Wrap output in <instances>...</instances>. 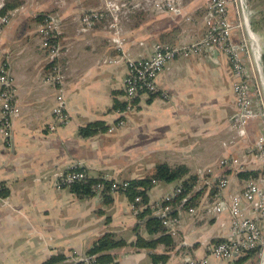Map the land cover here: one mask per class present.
<instances>
[{
    "label": "crops",
    "instance_id": "crops-1",
    "mask_svg": "<svg viewBox=\"0 0 264 264\" xmlns=\"http://www.w3.org/2000/svg\"><path fill=\"white\" fill-rule=\"evenodd\" d=\"M207 1L180 0L178 12L128 15L121 21L123 51L136 59L151 56L160 36L172 30H177L175 44L204 39ZM229 1L228 17L236 37L234 25L242 18L240 0ZM100 7L101 0H22L0 33V66L7 64L20 108L9 138L0 135V185L4 187L0 264H43L59 254L66 259L86 255L107 232L126 243L110 252L111 264H180L203 258L216 240L234 237L229 204L245 180L237 172L225 174L228 183L219 194L223 204L219 214L214 212L216 195L210 196V184L224 176L222 161L237 159L245 171L254 170L255 165L245 152L246 140L231 131L234 76L228 57L219 53L212 60L201 51L166 63L156 77L159 93L139 95L133 108L124 112L127 66L110 40L109 19L96 22L86 33L79 31L80 17ZM38 16L61 25L62 54L55 64L64 75L61 90L68 123L55 130L50 126L57 91L46 80L52 65L42 47ZM114 59V63L106 62ZM120 120L123 126L117 125ZM94 123L105 131L79 135V129ZM247 130L255 140L258 121L249 122ZM160 164L186 166L199 177L200 185H208L195 212L178 211L177 231L170 235L173 245L169 248L133 246L137 235L146 239L159 235L150 236L142 226L135 230L140 220L124 192H112L111 203L105 205L98 195L79 198L54 184L74 165L92 178L130 181L143 179ZM178 185L155 182L147 193L148 204H158ZM258 204L256 198L241 203V209L255 217ZM258 226L264 227L263 221ZM154 255L165 256V261L155 262ZM207 258L208 264H238L237 257Z\"/></svg>",
    "mask_w": 264,
    "mask_h": 264
},
{
    "label": "built area",
    "instance_id": "built-area-1",
    "mask_svg": "<svg viewBox=\"0 0 264 264\" xmlns=\"http://www.w3.org/2000/svg\"><path fill=\"white\" fill-rule=\"evenodd\" d=\"M4 1L0 0V33L8 23L13 11L3 13ZM228 0H208L207 1V36L194 43H181L167 45L156 43L153 54L144 58H131L123 51V38L121 21L123 18L136 12L169 11L178 12L180 0H101L99 9L91 10L80 17L79 31L86 33L93 28L96 22L108 18V31L111 35L112 44L122 53V59L127 66V76L124 83L125 111L133 108V103L141 94L159 93L156 85V77L166 63L180 57H191L201 51H205L212 60H215L219 53L226 55L233 72V93L235 114L231 124V131L242 140H246L245 152L251 157L255 165L253 171H260L264 168V74L261 64V53L258 45V38L250 26V15L247 1L240 0V15L234 27L236 37L233 34V26L229 22ZM238 13V12H237ZM239 14V13H238ZM236 14V15H238ZM60 21L46 17L38 27V33L42 39V47L47 51L52 65V74L46 80L56 88L55 106L52 109L53 125L51 130L68 123V116L65 110L64 94L62 85L64 75L61 68L55 64L62 54V49L58 43L60 34ZM106 62L114 63V60ZM163 97L166 98L164 95ZM20 114V108L15 98L12 82L9 79L7 64L0 66V135L9 138L12 122ZM233 117L231 119H233ZM258 121L259 134L252 140L247 130L248 123ZM122 120L118 121V126H123ZM229 164L235 172L245 171L242 163L237 159L222 161L223 166ZM236 168V169H235ZM79 165H74L72 171L62 173L55 181L58 189L68 188L75 181H85L90 176L79 170ZM103 182L104 178H102ZM103 182L92 186L95 195L100 196L104 190ZM155 183V182H154ZM228 180L221 176L218 180L219 192L215 196L214 212L219 214L223 210V204L219 198L220 192L227 186ZM127 187L126 181H114L109 192H117ZM179 192L178 187L173 192L165 195L163 199L154 207L157 214L163 217L162 225L169 235H176L178 218L167 216L170 211L169 206L162 207L161 202H169ZM259 200L255 217H249L241 209V203ZM139 198H135L138 201ZM133 205V203H132ZM134 209V205H133ZM189 213L195 212L194 208L187 210ZM230 230L233 238L225 243L212 245L208 249V254L201 259H189L180 264H208L207 256L217 259L232 260L240 255L241 250L252 249L255 245H261L264 251V227L258 226V221L264 223V176L260 175L256 179L245 181L239 194L232 196L229 204ZM67 264H111L102 263L96 260L95 256L71 255L66 260ZM264 263L262 252L259 263Z\"/></svg>",
    "mask_w": 264,
    "mask_h": 264
},
{
    "label": "trees",
    "instance_id": "trees-1",
    "mask_svg": "<svg viewBox=\"0 0 264 264\" xmlns=\"http://www.w3.org/2000/svg\"><path fill=\"white\" fill-rule=\"evenodd\" d=\"M264 3V0H262ZM22 5V0H5L3 13L8 11H13L14 9L20 7ZM38 20L43 21L46 19V16H38ZM252 28L255 32H259L264 30V11L259 12V17L252 21ZM177 30H172L169 33L163 34L160 36V42L162 44L174 45L175 44V35ZM118 107V104L116 103ZM105 131V128L100 123L89 124L81 129H79V135L82 137L93 136L98 133H102ZM225 174L229 172H235L234 168L227 162L224 165ZM80 171L84 170L83 168L79 169ZM72 169L66 170L65 172H70ZM239 179L242 180H250L256 179L258 176H264V168L260 171H240L236 173ZM219 180V179H218ZM218 180H214L211 182L210 186V196L213 197L216 193L219 192L217 184ZM103 182L102 178H92L89 177L85 181H75L69 187L68 190L75 194L77 197H92L95 195V192L92 189V186ZM114 182L104 180V190L102 191L100 197L105 205L111 203V193L110 186ZM127 187L125 189H120L117 192H124L129 202H132L134 205V210L140 223L136 225L135 230H138L139 226L144 227L146 232L152 235H159L155 239H146L140 235H137L136 241L133 246L138 248L145 249H154L158 245H163L166 248H169L173 245V240L171 236L166 232V228L162 225L163 217L159 214L155 215L152 212H156L154 207L157 204H154L152 207L148 204V191L153 187L154 182L156 183H172L179 182L178 189L179 192L173 197V199L169 202H161V206H169L170 211L167 216L176 217L178 211H186L190 208H196L198 205L199 199L203 195L206 187L208 185H200V179L197 175L190 174L189 169L186 166H176L169 167L165 164L157 165L154 168L153 173L147 175L143 179L139 180H130L126 181ZM4 190L3 185H0V192L2 193ZM0 193V194H1ZM3 196V194H1ZM139 198L138 201H135V198ZM226 240H216L214 245L225 243ZM126 246L125 241L116 239L115 235L112 232H107L103 234L97 241L93 244L92 248L88 250L86 255L95 256L96 260L102 263H111L112 256L110 254L111 251L123 248ZM261 250V245L257 244L252 249L241 250L240 255L236 258V263H248V264H256L258 260V254ZM153 259L155 262H163L165 261V256L154 255ZM66 257L63 255H56L50 257L48 261L43 264H65Z\"/></svg>",
    "mask_w": 264,
    "mask_h": 264
},
{
    "label": "rangeland",
    "instance_id": "rangeland-1",
    "mask_svg": "<svg viewBox=\"0 0 264 264\" xmlns=\"http://www.w3.org/2000/svg\"><path fill=\"white\" fill-rule=\"evenodd\" d=\"M246 1H247V7H249V12H250L249 13L250 21H251V19L258 18L259 12L264 11V3L262 2V0H246ZM146 13H149V12H146ZM250 26L252 28V22H250ZM255 34L258 38V45H259V49H260V53H261V64H262L263 74H264V30L256 32ZM263 240H264V236H263ZM261 252H262V259L264 261V251L260 250L256 264L259 263V257H260ZM262 264H264V263H262Z\"/></svg>",
    "mask_w": 264,
    "mask_h": 264
},
{
    "label": "water",
    "instance_id": "water-1",
    "mask_svg": "<svg viewBox=\"0 0 264 264\" xmlns=\"http://www.w3.org/2000/svg\"><path fill=\"white\" fill-rule=\"evenodd\" d=\"M234 118H235V117H233V119H231V122H232V120H234Z\"/></svg>",
    "mask_w": 264,
    "mask_h": 264
}]
</instances>
